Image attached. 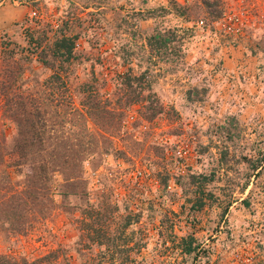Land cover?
Returning a JSON list of instances; mask_svg holds the SVG:
<instances>
[{
	"label": "rangeland",
	"instance_id": "374dc122",
	"mask_svg": "<svg viewBox=\"0 0 264 264\" xmlns=\"http://www.w3.org/2000/svg\"><path fill=\"white\" fill-rule=\"evenodd\" d=\"M40 22L76 34L73 86L92 72L146 71L163 112L148 121L144 103L132 105L114 134L124 153L84 163L89 199L39 201L24 232L0 225V254L32 264H264V0H0V45L26 46ZM28 63L33 81L50 74ZM3 112L0 97L8 146L16 126ZM7 171L0 195L19 178Z\"/></svg>",
	"mask_w": 264,
	"mask_h": 264
},
{
	"label": "trees",
	"instance_id": "16d2710c",
	"mask_svg": "<svg viewBox=\"0 0 264 264\" xmlns=\"http://www.w3.org/2000/svg\"><path fill=\"white\" fill-rule=\"evenodd\" d=\"M63 26L54 29L40 22L26 31V46L11 41L0 45L3 113L16 126L9 145L0 144V175L5 183L11 180L8 168L19 176L9 194L0 195V225H8L12 233L24 232L25 215H31L39 201L50 205L55 195L88 198L84 163L93 164L113 151L124 153L117 148L114 134L121 132L123 117L132 105L144 103L148 121L163 112L146 71L137 74L127 68L115 79L92 72L73 86L68 76L78 59L77 36L67 34ZM33 60L50 71L41 82L26 75L29 63L22 62ZM84 213L85 219L93 216L92 210ZM133 216L128 210L126 225ZM184 249L188 253L191 246ZM32 263L0 254V264Z\"/></svg>",
	"mask_w": 264,
	"mask_h": 264
},
{
	"label": "built area",
	"instance_id": "2783aa9c",
	"mask_svg": "<svg viewBox=\"0 0 264 264\" xmlns=\"http://www.w3.org/2000/svg\"><path fill=\"white\" fill-rule=\"evenodd\" d=\"M178 3H180V4H182V5H184L185 3H187V2H189V0H176ZM199 23L200 24H202L203 23V21L202 20H200L199 21ZM230 30H232V31H235V30H237V28H232V27H228Z\"/></svg>",
	"mask_w": 264,
	"mask_h": 264
}]
</instances>
